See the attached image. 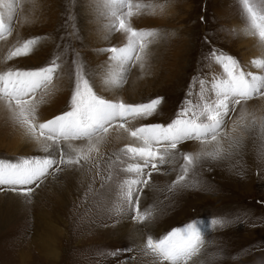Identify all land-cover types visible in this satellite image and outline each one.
<instances>
[{
	"label": "rangeland",
	"instance_id": "374dc122",
	"mask_svg": "<svg viewBox=\"0 0 264 264\" xmlns=\"http://www.w3.org/2000/svg\"><path fill=\"white\" fill-rule=\"evenodd\" d=\"M50 1L15 0L12 33L16 26L22 25L24 30L17 32L2 51L4 55L1 52L0 70L43 66L54 55H59L62 65L67 66L74 50H79L89 66H96L97 55L102 54L98 52L90 61L84 51L88 39L81 26V12L86 2L55 1L57 18L51 41L48 34L54 13L48 9ZM140 2L159 6V12L156 7L155 14L141 15L137 25H133L155 28L162 34L158 43L162 51L156 66L159 69L152 72L150 82L147 79L140 84L131 81L139 69L133 67L121 89L124 96L120 97L128 102L164 97L159 112L146 122L163 123L174 116L193 76L200 79L198 73L203 75L210 70L211 62L206 57L212 47L236 57L247 71L264 72L251 64L253 59H264V44L248 34L239 13V0ZM188 36L189 41L181 42ZM31 37L41 39L33 54L5 61L8 48ZM119 42L122 38L116 41L113 35L105 46ZM251 102L254 106L244 108L243 114L237 111L226 119L225 151L220 158L201 159L189 177L195 182L194 187L169 191L176 172L154 176L141 200V210H150L152 216L142 225L127 219L126 211H120L124 206L115 186L125 178L119 170L129 161L119 154L120 160L110 165L117 155L115 146L123 144L116 136L112 150L102 148L100 156L92 153L89 160L78 165L61 166L62 170L49 176L30 197L0 192V264H157L144 251L147 236L159 238L193 217L209 223L212 218L223 217L225 222L223 227L211 228L201 253L190 264H264V100L255 98ZM64 104L65 98L60 108ZM8 138H0L4 146ZM23 138L16 152H9L0 144V159L15 161L43 155L33 141L25 135ZM184 150L199 151V145L189 144ZM109 173L112 178L102 181L100 177Z\"/></svg>",
	"mask_w": 264,
	"mask_h": 264
},
{
	"label": "snow or ice",
	"instance_id": "6c2138e0",
	"mask_svg": "<svg viewBox=\"0 0 264 264\" xmlns=\"http://www.w3.org/2000/svg\"><path fill=\"white\" fill-rule=\"evenodd\" d=\"M93 3L106 10L104 39L116 34L122 37V42L97 49L103 55L101 63L89 66L79 50H74L67 66L54 55L43 66L0 70V109L5 120L43 152L15 161L0 159V192L30 197L61 166L78 165L92 153L100 156L102 148L112 150L116 136L123 144L115 146L117 155L110 165L120 160L119 154L129 161L119 170L125 178L115 186L124 206L120 211H126V218L139 226L152 216L150 210H141V200L154 176L175 171L169 191L194 187L189 177L201 159L222 156L223 139L228 135L223 132L225 121L231 113L243 114L249 101L264 100V72L247 71L236 57L212 47L206 57L210 70L198 73L200 79L193 76L174 116L167 122L148 123L159 112L164 97L128 102L119 92L127 73L137 66L144 69L151 46L161 39L158 29L133 26L134 18L155 14L157 6L140 0ZM15 10V0H0V41L12 34ZM239 13L248 34L264 44V0H239ZM40 44V37L24 39L8 48L4 59L26 58ZM251 64L264 69V59H253ZM65 90L64 107L48 113L53 98ZM189 144L199 145V151H185ZM180 160L183 163L178 164ZM100 178L107 181L112 176ZM224 222L223 217L212 218L210 223L193 217L159 238L147 236L144 251L157 264H190L205 246L206 234L215 226L223 227Z\"/></svg>",
	"mask_w": 264,
	"mask_h": 264
},
{
	"label": "bare ground",
	"instance_id": "6f19581e",
	"mask_svg": "<svg viewBox=\"0 0 264 264\" xmlns=\"http://www.w3.org/2000/svg\"><path fill=\"white\" fill-rule=\"evenodd\" d=\"M28 1V0H27ZM55 1L56 0H51L49 5H48V9L51 13H54L53 16V22L50 28V32L48 34V38L49 40L52 41V33H53V27H54V23L56 21V5H55ZM86 3L83 4L82 8V14H81V26L83 28L84 34L87 37L88 41L85 47V56L91 61V58L93 57V55L98 54L97 49L101 48L103 46H105L106 40L104 39V35H105V30H104V24L107 23V16L106 14V10L103 9L102 7L97 6L96 4L93 3V0H84ZM83 1V3H84ZM37 3V2H36ZM35 3V4H36ZM48 3V2H47ZM30 4V3H29ZM31 5V4H30ZM37 6V4L35 5ZM157 11L159 12V6H157ZM81 8V9H82ZM169 8V7H168ZM171 8V7H170ZM169 8V9H170ZM167 9V8H166ZM21 10V9H20ZM30 10V9H29ZM161 10V9H160ZM31 11V10H30ZM32 12V11H31ZM36 12V11H35ZM161 12V11H160ZM22 14V13H21ZM163 14V13H162ZM21 17V16H20ZM19 17V18H20ZM26 17V16H24ZM33 17V15L31 16ZM26 19V18H25ZM138 18H134L133 20V25L136 24ZM238 19V18H237ZM33 20V19H32ZM30 21V20H29ZM33 23V21L31 22ZM19 25V24H18ZM38 26V25H37ZM21 26H16L15 28L17 30H13V33L11 35V37L9 39H7V41H3L0 42V54L1 52L10 44V42L16 37L17 32L19 30H24L21 29ZM21 32V31H20ZM181 37V36H179ZM178 37V38H179ZM121 39L122 37H120L118 34L115 35V39L116 41L118 39ZM177 39V38H176ZM254 39V38H253ZM253 39H250L251 41ZM46 41V40H45ZM55 41V40H54ZM186 43V41H189V36L187 38H183L181 40V42ZM254 41V40H253ZM255 42V41H254ZM159 41L155 44H153L150 48V56L146 62L145 68L141 69L139 68V66H137V68H139L137 70V73H135L132 77H131V81L132 83H144L147 79L149 80L151 77V74L154 73V71H156L157 69H159V67H156L158 64V60L160 59V53L161 50V46H159ZM177 44V43H176ZM174 44V45H176ZM254 44V43H253ZM255 45V44H254ZM253 45V46H254ZM91 48H96L94 50H92ZM164 48V47H163ZM166 48V47H165ZM84 49V47H83ZM184 51V50H183ZM165 52V51H164ZM185 52V51H184ZM159 53V54H157ZM180 53V52H179ZM182 53V51H181ZM189 53V52H188ZM2 54L4 55V53L2 52ZM178 54V53H177ZM84 55V54H83ZM174 56V55H173ZM186 56V55H185ZM96 58L98 59V61L96 62V65L101 63L103 61V56L102 55H97ZM256 57V56H255ZM175 58V57H174ZM95 60V59H94ZM93 60V61H94ZM176 61V60H175ZM185 61V60H184ZM2 62V61H1ZM93 63V62H92ZM95 64V63H94ZM171 65V64H170ZM172 66V65H171ZM173 67V66H172ZM255 70H259L257 68H255ZM153 72V73H152ZM158 72V71H157ZM157 75V74H156ZM161 75V74H160ZM169 76V75H167ZM155 77V76H154ZM159 78V77H158ZM152 80V79H151ZM163 81V80H162ZM150 82V80H149ZM132 85V84H131ZM130 85V86H131ZM136 85V84H135ZM139 85V84H138ZM143 86H146L145 84H143ZM149 86V85H148ZM134 87V86H133ZM139 86H137L138 88ZM142 87V86H141ZM147 88V87H146ZM149 88V87H148ZM132 89V88H131ZM130 89V90H131ZM136 89V88H135ZM151 89V88H149ZM138 90V89H137ZM133 91V90H132ZM131 91V92H132ZM130 92V91H129ZM138 92V91H137ZM134 93V92H133ZM65 94H66V90L65 92H61L59 96L53 98L52 103L48 106V113H55L63 104L64 102V98H65ZM124 96L122 95V91L120 90L119 92V96ZM126 98V97H125ZM254 106L253 102H248L247 105L244 108H248ZM259 107V106H258ZM259 111L256 110L255 113L257 114ZM258 115V114H257ZM256 116V115H255ZM241 117V116H240ZM47 118V116L45 117ZM24 136L23 131L18 128V127H14L11 123L7 122L4 118V112L3 109H0V138L2 140L8 138V142L6 143V145L4 146V141L0 140V144L3 145V147L5 148V150L9 151V152H16L18 151V148L21 147L20 142ZM26 143V142H25ZM27 144V143H26ZM32 144V143H31ZM23 148V147H22ZM25 148V147H24ZM38 149V148H37ZM23 149H21L22 151ZM20 151V150H19ZM26 151V150H24ZM15 154V153H14ZM19 154V153H17ZM28 154V151L27 153ZM24 155V154H23ZM62 199V198H61Z\"/></svg>",
	"mask_w": 264,
	"mask_h": 264
}]
</instances>
